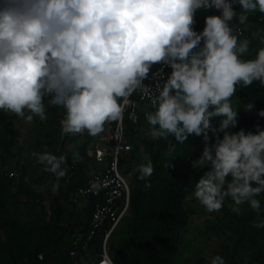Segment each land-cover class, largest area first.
Instances as JSON below:
<instances>
[{"label": "clouds", "instance_id": "clouds-1", "mask_svg": "<svg viewBox=\"0 0 264 264\" xmlns=\"http://www.w3.org/2000/svg\"><path fill=\"white\" fill-rule=\"evenodd\" d=\"M212 8L220 15L206 16L203 30L195 31L197 10ZM256 12L264 14V0H0V110L31 123L46 120L48 107H62V134L95 137L106 124L122 123L138 93L153 106L145 114L152 139L183 144L190 135L202 136L204 148L192 166L210 170L192 196L205 211L219 212L229 199L233 211L247 204L259 216L264 130L228 131L237 125V86H264V47L251 57L252 40L242 30ZM256 38L264 44V29L252 33ZM154 65L160 67L153 78L163 79L155 92L144 83ZM165 66L171 69L166 79ZM258 114L264 117V110ZM216 117L222 118L218 127ZM30 155L55 178L51 190L57 193L69 171L67 157L47 150ZM144 160L140 180L154 171L152 160ZM100 187L92 183L89 190ZM253 225L264 228V219ZM209 264L225 260L215 255Z\"/></svg>", "mask_w": 264, "mask_h": 264}, {"label": "rangeland", "instance_id": "rangeland-1", "mask_svg": "<svg viewBox=\"0 0 264 264\" xmlns=\"http://www.w3.org/2000/svg\"><path fill=\"white\" fill-rule=\"evenodd\" d=\"M234 21L238 22L235 18ZM260 29H264V14L259 22H247L244 37L252 40L251 57L255 56L260 47H264L259 38L252 39V33ZM258 85V81L253 82L254 87ZM247 93V90L244 94L240 93L237 86L235 96L232 98L233 106L237 107V118L241 100ZM139 111L136 125L129 129V133L124 125L128 140H132L130 143L132 151L129 154L130 172L134 174L139 165L145 163V155L152 160L154 168L162 167V176H169L171 172L186 163L193 168L192 162L199 159L204 148L202 136L190 135L183 144L165 149L159 140H154L148 135L150 125L145 119V114L153 111V108L144 107ZM58 112L63 118L65 110L60 107ZM220 119L222 118H213L212 124L218 127ZM109 124L111 123L106 124L105 127ZM131 130L133 135H130ZM209 135V142L214 143L215 137L211 133ZM88 136L86 131L82 134H62L60 121H41L38 117H34V120L28 123L24 118L0 110V139H13L11 157L16 166L21 167L28 176L41 175L46 179L43 182H33L30 179V183L24 188L9 185L0 190V246H3L0 247V264H29L26 254L38 242L49 245L44 261L33 264H55L52 261L55 252L52 249L49 230L52 223L53 196L49 181L54 177L44 172L42 166L36 163L30 153L47 150L57 156L63 154L68 160L78 154V161L82 163L85 175H89L96 172L99 166L82 157L80 148ZM219 136L222 139L223 133H219ZM169 163L171 167H167ZM133 184L134 180L131 185ZM41 187L43 191L39 190ZM194 190L184 199L183 204L188 218L186 223L175 232L170 264H209V258L215 255L222 256L225 264H257L255 257L264 256V238H258L256 243L249 246L237 242L243 234L249 232L253 222L258 220L257 213L247 204L239 206L240 211L237 213L233 211L235 205L229 199H226L224 207L219 212L207 213L192 196ZM257 198L261 201L260 214H262L264 193ZM6 223L12 224L14 231L10 230ZM123 227L125 226L121 223L118 226L120 230H115L109 243L118 244L123 238ZM11 246L15 248L14 253L9 249Z\"/></svg>", "mask_w": 264, "mask_h": 264}, {"label": "trees", "instance_id": "trees-1", "mask_svg": "<svg viewBox=\"0 0 264 264\" xmlns=\"http://www.w3.org/2000/svg\"><path fill=\"white\" fill-rule=\"evenodd\" d=\"M235 8L237 11L240 10L239 5H236ZM208 15H220V11L214 8L197 10L194 17L195 23L193 25L195 31L201 32L203 30L205 26V17ZM262 17L263 14L259 12L250 14L248 22H259L262 20ZM236 24H238V22L236 23L233 20L232 25ZM242 30L244 36L245 29L243 26ZM238 90L242 94H244L246 90L248 93L241 100L236 127L230 128L228 131L235 133L243 129L246 133L252 132L253 134H258V129L264 130V117L258 114L261 110H264V87L260 84L254 87L252 84L248 88L238 86ZM45 103L47 104V101H45ZM247 103H252L254 105L252 110H245L244 106ZM59 109L60 107H48V118L46 121L59 122L62 119L61 114L58 112ZM139 112L140 111L137 110V114H139ZM123 123L128 133L129 129L136 125L135 122L132 123L125 117ZM130 135H133L132 130ZM87 141L88 140H86L80 148L83 158L85 157L84 149ZM159 141L161 142V146L165 149L172 147L171 145H178L174 137H170L169 141H164L163 139ZM128 142L132 143V140L129 139ZM13 144L14 142L11 138L7 140L0 139V159L1 161L7 159L9 164L15 165L17 172L25 175L27 181L24 183H15L12 179L0 175V190L9 185L24 188L30 183V179L33 182L45 181L46 179H44L43 176H28L21 167L16 166V163L11 157V146ZM70 158L67 161V165H69L67 176L60 181L61 186L58 192L54 193L52 191V223L49 230L52 238V249L53 252H55L54 256H52V261L55 264L70 263L68 251L71 248L72 236L76 230H87L89 221L88 208L85 209V212L82 211L75 214L65 205L68 193L78 186L83 185L87 178L82 163L78 161L74 166H71ZM161 168L160 166L154 168L153 174L146 180L138 179L140 174L137 170L134 174L131 173V184L133 180L134 184L133 186L131 185L129 193L128 212L121 221L125 226L122 231L123 238L117 245L109 243L110 258L115 264H170L169 258L173 251V238L175 232L177 228L186 223L188 218L183 204L184 199L195 189V183L198 182L204 172L210 170V167L206 166L204 169L194 170L189 163H186L178 167L174 172H171L169 176H162ZM54 179L55 178L49 181L50 186ZM153 181L155 182L152 185ZM260 219H264V213L259 215L257 222ZM6 225L9 226L10 230L14 231L12 224L6 223ZM108 226L109 224L106 223L105 228ZM102 231L103 229H101V232ZM124 238L125 240H123ZM258 238H264V228H257L253 225L249 232L243 234L237 242L249 246L256 243ZM100 240V236L93 239L97 248ZM48 245L49 244L43 242H38L30 248L26 254V259L29 261V264L35 262L42 263L45 259V252L47 251ZM9 249L12 253L15 252L13 246ZM39 254L42 255L41 259L38 258ZM255 259L257 264H264L263 255H257Z\"/></svg>", "mask_w": 264, "mask_h": 264}, {"label": "built area", "instance_id": "built-area-1", "mask_svg": "<svg viewBox=\"0 0 264 264\" xmlns=\"http://www.w3.org/2000/svg\"><path fill=\"white\" fill-rule=\"evenodd\" d=\"M160 65H154L149 73V79L144 83L155 92V84L163 83L159 77L153 78L152 73ZM171 69L165 66L164 79L170 74ZM133 105L124 113V117L134 123L137 119V110L144 107L153 108L148 98H142L134 93L131 97ZM84 149L85 160L92 161L99 166L98 170L87 175L83 185L68 193L65 205L75 214L89 209V221L87 230H76L71 239V248L68 251L69 264H115L110 258L109 241L129 209V193L131 189V172L129 170V154L132 151L131 144L125 134V126L122 121L119 125L112 122L104 128V131L93 137L88 136ZM70 158V165L74 166ZM0 175L12 179L15 183H24L27 178L19 174L15 165L8 160L0 159ZM92 183H99V191H91ZM109 226L105 228V224ZM101 229L103 231L101 232ZM101 237L98 248L95 239ZM41 259L42 255L39 254Z\"/></svg>", "mask_w": 264, "mask_h": 264}, {"label": "crops", "instance_id": "crops-1", "mask_svg": "<svg viewBox=\"0 0 264 264\" xmlns=\"http://www.w3.org/2000/svg\"><path fill=\"white\" fill-rule=\"evenodd\" d=\"M97 166V165H96Z\"/></svg>", "mask_w": 264, "mask_h": 264}]
</instances>
